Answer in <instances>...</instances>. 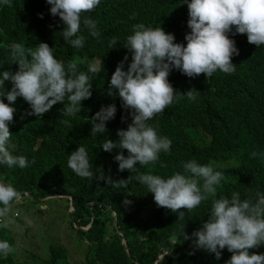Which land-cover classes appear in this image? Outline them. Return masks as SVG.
<instances>
[{
    "label": "trees",
    "instance_id": "obj_1",
    "mask_svg": "<svg viewBox=\"0 0 264 264\" xmlns=\"http://www.w3.org/2000/svg\"><path fill=\"white\" fill-rule=\"evenodd\" d=\"M50 8L46 0H13L12 7L0 5V74L3 71L15 74L19 70L11 59L9 45L20 43L26 50H35L39 43H47L65 68L75 61L77 74L88 75L92 96L81 102L80 113L69 117L63 116L64 105L60 103L40 118L28 115L31 107L23 98L10 104L16 112L9 125L12 136L7 147L13 156L26 157L27 167L9 169L0 164V183L12 185L24 198L30 194L40 201L74 202L72 226L89 241V253L83 264H155L165 253L169 256H164L159 264H226L232 255L227 248L216 259L215 254L197 248L196 238L192 237L208 220L213 197L179 220L178 213L158 208L153 194L139 181L132 179L127 187H114L108 185L107 179L98 177L104 175L118 182L141 174L164 179L176 173L187 176L183 164L195 159L200 165H211L215 172L222 173L215 199H231L236 192L241 201L255 200L257 192L264 194V46L249 44L247 36L236 34L233 27L228 35L239 50V55L232 58L235 72L217 71L209 79L204 74L189 78L173 68L168 81L175 92L186 94L195 90L199 94L194 101L178 97L162 115L149 121L159 136L172 141L170 151L161 152L155 164H137L134 172H120L115 156L121 150L105 152L102 144L107 139L119 140L118 130H127L132 123V110L122 107L118 93L115 97L108 95L111 76L125 56L129 57L125 71L132 62V54L123 46L136 24L161 27L175 36V43L186 47L185 36L191 31L187 26V3L101 0L94 11L85 14L97 22L100 36L92 37L81 24L85 44L80 50L64 41L61 32L66 26L58 16L51 15ZM112 37L117 38V44L109 47ZM89 64L95 65L96 72L88 70ZM12 87L10 80L5 82L6 91ZM0 99L9 103L6 97ZM112 104L117 112L107 122V131L92 136V118L102 107ZM65 120L69 123H64ZM79 146L87 150L94 173L92 179L77 176L67 166L69 155ZM254 152L258 153L255 157ZM123 153L127 157V150ZM125 198L132 201L131 205L124 206ZM18 205L14 204L12 209ZM92 223L94 226L88 231L77 227ZM1 231L0 241H4ZM185 235L190 239L185 240ZM249 251L264 254V245ZM26 257H31L35 264H71L69 250L63 246H52L46 259L23 253L0 254V264H29L21 260Z\"/></svg>",
    "mask_w": 264,
    "mask_h": 264
},
{
    "label": "clouds",
    "instance_id": "obj_2",
    "mask_svg": "<svg viewBox=\"0 0 264 264\" xmlns=\"http://www.w3.org/2000/svg\"><path fill=\"white\" fill-rule=\"evenodd\" d=\"M46 2L51 5V15L58 16L66 26L61 34L72 48L80 50L84 47L85 37L80 34L81 24L92 37L100 36L97 22L85 14L94 11L101 0ZM184 2L188 7L187 26L191 30L185 36L187 46L175 43V36L167 34L161 27L153 29L144 24H136L133 26V34L127 37L123 46L132 54V62L125 71V62L129 59L125 56L111 76L108 95L115 97L118 93L122 107L126 111L132 110V123L127 130H118L119 140L113 142L107 139L102 144L105 152L121 150L115 156L120 172H134L137 164H155L161 152L170 151L172 141L168 137L159 136L149 121L162 115L178 97L186 96L188 100L194 101L199 94L195 90L186 94L175 92L168 81L173 68L189 78L204 74L209 79L217 71L224 74L235 72L236 65L232 63V58L239 55V50L228 35L233 27L236 34L247 36L249 44L258 48L264 46V0ZM0 5L12 7L13 0H0ZM116 44L117 38H110L109 47ZM8 47L11 49V59L14 64L19 65V70L15 74L10 71L0 74V97H6L9 102L6 104L0 99V164L9 169L14 166L23 169L27 167L26 157L13 156L7 147L12 136L9 125L16 112L9 105L14 104L18 98H23L31 107L28 115L40 118L60 103L64 105L61 109L64 117L75 116L82 111L81 102L91 98L92 87L86 73L77 74L75 61L69 62L65 68L54 57L52 48L47 43H39L35 50H26L20 43H13ZM88 70L94 73L97 69L94 64H89ZM9 80L13 87L11 91H6L5 82ZM116 112L115 104L102 107L91 120L90 134L95 136L106 132V124L115 118ZM64 123L69 122L65 120ZM123 150H127V157ZM252 155L255 157L258 153L254 152ZM67 166L81 178L94 177L84 146H79L69 155ZM183 168L189 175L176 173L164 179L158 175L141 174L118 182L112 181L111 177L105 178L104 175L98 179H107L108 185L114 187H127L132 179L139 181L147 187L148 193L153 194L158 208L178 213L179 220H183L186 213H191L210 196L213 197L208 220L192 234L196 238L195 246L215 254L216 259H220L222 251L227 248L232 255L226 264H264V254H250L249 251L264 245V194L257 192L255 200L250 198L241 201L236 192L232 193L231 199H215L222 173L215 172L211 165H200L195 159L184 163ZM21 199L25 200L24 194L21 195L10 184L0 183V227L9 226L7 217L13 205L20 204ZM131 203L127 198L123 201L126 207ZM70 206L71 213H75L74 202ZM93 226L94 223L88 227H80L88 231ZM184 238L190 239L187 235ZM176 240L174 236L173 242ZM15 251L7 241H0V254L7 256ZM166 255L169 256V253L162 255L161 261Z\"/></svg>",
    "mask_w": 264,
    "mask_h": 264
},
{
    "label": "rangeland",
    "instance_id": "obj_3",
    "mask_svg": "<svg viewBox=\"0 0 264 264\" xmlns=\"http://www.w3.org/2000/svg\"><path fill=\"white\" fill-rule=\"evenodd\" d=\"M21 200L18 207L12 209L7 217L9 226L0 227L4 241L16 249L14 253L17 256L18 253H23L46 259L52 246H63L69 250L71 264H83L86 261L89 241L72 226L73 216L68 201L62 199L40 201L31 196ZM111 228L107 225L108 230H112ZM21 260L35 264L31 257Z\"/></svg>",
    "mask_w": 264,
    "mask_h": 264
},
{
    "label": "water",
    "instance_id": "obj_4",
    "mask_svg": "<svg viewBox=\"0 0 264 264\" xmlns=\"http://www.w3.org/2000/svg\"><path fill=\"white\" fill-rule=\"evenodd\" d=\"M94 220H95V218H94ZM78 227H79L80 229H84V228H82V227H80V226H78ZM123 243H124V245H125V247H126V242H125V240H123ZM126 252L128 253V249H127V247H126ZM161 259H162V258H160V260H158L157 264L160 263Z\"/></svg>",
    "mask_w": 264,
    "mask_h": 264
}]
</instances>
